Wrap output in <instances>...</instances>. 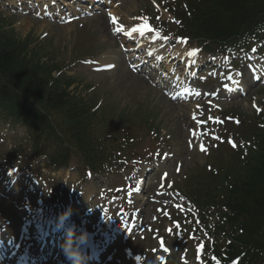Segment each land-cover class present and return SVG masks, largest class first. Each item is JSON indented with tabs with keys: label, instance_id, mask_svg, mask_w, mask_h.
I'll use <instances>...</instances> for the list:
<instances>
[{
	"label": "rangeland",
	"instance_id": "1",
	"mask_svg": "<svg viewBox=\"0 0 264 264\" xmlns=\"http://www.w3.org/2000/svg\"><path fill=\"white\" fill-rule=\"evenodd\" d=\"M173 1L120 0L118 9H114L121 13L120 25L127 24L139 29L142 22H150L156 26L155 33L164 38L168 37V33L159 27L164 26L162 24L168 20L172 21L164 7ZM21 2L9 0L8 5L0 4L2 17L6 18L10 28L15 29L16 38L25 40L27 37L32 46H44L48 54L61 63L63 74L77 78L76 84L69 89L71 93L82 94L86 99L99 104V107H107L111 112L109 116L113 114L116 117L123 113L131 116L138 113L143 117H151L153 123L158 124L167 144L158 145L160 154L158 159L152 160V164H147L150 160L112 177L85 176L80 172L77 159H72L68 168L53 171L43 157L34 159L31 165L21 166L16 156L19 162L8 168L5 157L18 147L19 152H23L27 133L23 127L4 124L0 119V231L4 225H8L20 233V223L24 222L25 217L42 214L51 205L47 216L53 222L70 209L67 220L70 225L74 223L70 229L74 232L73 237L77 238L82 231H94L101 224L107 231H112L115 228L111 227L120 224V214L123 212L129 216V221L136 225L142 224L130 240L119 239L118 249L124 253L118 258L113 257L111 262L139 264L141 261L135 260L139 257L145 263L159 264L157 255H165L160 250V244L164 241L170 248L168 254H171L169 258L174 261L173 264H205L196 261L194 256L196 245L201 241L186 242L185 239L194 228L196 218L195 213L191 218L183 212H189L190 209L187 211L186 208L193 206L185 187L187 177L193 171L207 174L205 170L209 164L213 166L221 157L231 158L232 150L227 139L242 133L246 125L241 120L230 118H225V124H222L214 118L222 121L228 111L252 117L256 112L254 105L262 107L264 113V86L251 87L247 83L249 92L241 98L232 99L224 94L219 84L206 86L201 74L198 80L186 81L183 75L189 76L185 73L190 69L184 66V61L177 60L183 58L178 50L188 53L196 47L179 42L174 37H168L172 47L165 52L164 58L169 67L161 64L162 68L157 69L154 65L155 68H151L153 70H148L152 73L150 76L145 72L140 74L134 65L140 64L145 54L143 51L140 55L136 50L133 51L139 45L133 39L125 40L121 31L116 29L118 21L114 24L109 18V12L85 16L87 18L76 19L74 22L59 21L54 17L42 18L37 10H14L15 6H23ZM51 2L56 3V0H49V3L42 0L40 4L46 8ZM32 4L36 5V2L32 0ZM28 18L32 21L29 28L24 25ZM87 51L90 54L86 55L93 56L86 57L92 59L85 61L83 57ZM205 54L197 50L192 55V65L210 60V56ZM109 63L115 65L114 68L103 71L101 66ZM195 89H199L196 94ZM205 91L211 95L219 94L211 98ZM143 121L138 117L126 119L113 138L116 137L117 143L123 144L122 138L127 136L126 131L132 130L134 135L141 136V139L138 138V141L143 140L141 148H147L152 140L147 135V128L141 124ZM153 123L152 126L156 127ZM238 141L239 138L236 139ZM201 147L206 150L201 151ZM224 159L220 162H225ZM148 167L151 170L147 172ZM162 172L169 173L163 188V179H160ZM169 181H173L171 186ZM141 183L149 187V192L136 194L134 189ZM85 195L87 199L83 200ZM87 214H91L90 223H84ZM103 215L107 217L102 219ZM175 216L180 217V221H176L178 223L174 222ZM201 239L207 241L204 234H201ZM107 252L113 255L111 248ZM111 262L105 261L103 257L100 264ZM43 264L57 263L51 258Z\"/></svg>",
	"mask_w": 264,
	"mask_h": 264
},
{
	"label": "trees",
	"instance_id": "2",
	"mask_svg": "<svg viewBox=\"0 0 264 264\" xmlns=\"http://www.w3.org/2000/svg\"><path fill=\"white\" fill-rule=\"evenodd\" d=\"M194 9L192 31L216 42L231 43L251 30L255 21L264 22V0H200ZM6 34L1 28L0 112L42 132L29 137L31 154L47 152L50 144L57 148L47 154L56 167L68 164L71 153L80 157L83 169L103 172L112 167L123 155V148L98 137L89 109L68 98L61 80L25 42L6 38ZM55 126L64 127L67 140L58 135ZM250 135L254 143L248 152H238L230 166L214 176L215 184L193 193L202 205L230 210L223 229L225 243L219 245V234L212 253L222 264H235L237 257L239 264L264 257V127Z\"/></svg>",
	"mask_w": 264,
	"mask_h": 264
},
{
	"label": "clouds",
	"instance_id": "3",
	"mask_svg": "<svg viewBox=\"0 0 264 264\" xmlns=\"http://www.w3.org/2000/svg\"><path fill=\"white\" fill-rule=\"evenodd\" d=\"M70 214L69 211L63 213L60 217L61 223L68 218ZM67 239L62 245V251L65 255V258L71 262V264H83L84 255L82 248L88 245L91 240V234L87 231H82L79 237L73 238L72 229L68 230Z\"/></svg>",
	"mask_w": 264,
	"mask_h": 264
},
{
	"label": "bare ground",
	"instance_id": "4",
	"mask_svg": "<svg viewBox=\"0 0 264 264\" xmlns=\"http://www.w3.org/2000/svg\"><path fill=\"white\" fill-rule=\"evenodd\" d=\"M32 24V21L30 18L26 19L25 20V27L29 28V26ZM123 26V34H126L129 39L131 38H134V37H138L137 41L140 45V47H143V48H147L149 49L147 55L150 56V57H153L155 59L156 62H158L162 57V53L163 51L165 50V44H163L162 40L159 38L157 41L154 42V44H152L149 40H147V38H151L152 35H147V36H140V34L136 33V34H131L129 35L128 34V29ZM104 32H106V29L104 30ZM86 196H84V200L86 199ZM115 245V244H114ZM114 245L112 246V248H114ZM124 252L121 251L120 249L117 248V250L114 251V256H121ZM93 262H95L94 260H91Z\"/></svg>",
	"mask_w": 264,
	"mask_h": 264
},
{
	"label": "snow or ice",
	"instance_id": "5",
	"mask_svg": "<svg viewBox=\"0 0 264 264\" xmlns=\"http://www.w3.org/2000/svg\"><path fill=\"white\" fill-rule=\"evenodd\" d=\"M113 23H116V19L113 18ZM147 27V26H146ZM117 31H124L123 26H121L120 28L117 29ZM133 32H140V34H143L144 29H137V28H132L131 30H129L128 34L131 35ZM183 42V41H181ZM190 55H195V51L189 53ZM110 67V66H109ZM229 143L232 144L233 147H236L235 142L233 141H229ZM206 149H204L203 147H201V151H205ZM235 264H239V261H235Z\"/></svg>",
	"mask_w": 264,
	"mask_h": 264
}]
</instances>
